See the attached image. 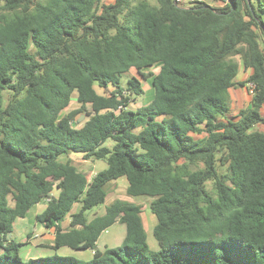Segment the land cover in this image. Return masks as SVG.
Wrapping results in <instances>:
<instances>
[{
	"label": "trees",
	"instance_id": "trees-1",
	"mask_svg": "<svg viewBox=\"0 0 264 264\" xmlns=\"http://www.w3.org/2000/svg\"><path fill=\"white\" fill-rule=\"evenodd\" d=\"M212 2L0 0V264H264V0ZM148 79L152 99L130 109ZM249 84L250 107L230 116ZM70 155L106 167L88 180ZM119 179L151 199L157 249L137 204L88 219ZM41 203L48 248L90 260L21 255L12 224ZM116 223L121 244L98 250Z\"/></svg>",
	"mask_w": 264,
	"mask_h": 264
},
{
	"label": "rangeland",
	"instance_id": "rangeland-1",
	"mask_svg": "<svg viewBox=\"0 0 264 264\" xmlns=\"http://www.w3.org/2000/svg\"><path fill=\"white\" fill-rule=\"evenodd\" d=\"M135 1V0H133ZM148 3L154 5L156 4V0H146ZM188 2V1H204L209 5L212 6H222L221 2H212V0H183L182 2ZM182 5V4H181ZM236 61H238V59H236ZM239 62V61H238ZM158 67V66H157ZM154 67L152 68L153 73H156L158 71V68ZM249 71H246L243 69V67L239 64V71H238V75L235 79L236 82L239 81H244L245 78L248 76ZM131 75H136V72L134 70H132L130 72V74H126L124 75V77L121 78V83L123 85L126 84V79L131 76ZM143 90H144V94L140 97H137L136 100L132 103H130L129 108L130 109H135L136 107L142 106L144 104H146L147 102H149V100L152 99L153 97V88L151 85V79H148L146 81H143ZM97 90L100 93H103L102 90L98 89ZM251 105V95L250 92L248 91V89L245 88H239L237 87L234 90H231V111H230V116H235L241 109H246L249 108ZM79 105L76 103L75 100V95L73 96V100L70 103L69 107H67L65 109V113L67 112H71L73 110L78 109ZM264 115V111L262 112ZM85 120V117L82 114H78L75 117V123L77 122V124H81L83 121ZM264 131V127L261 128ZM111 142H108L107 145H111ZM72 158V163L73 165L81 172L85 173L87 175L88 180H90L95 173L101 169V165L98 164V162H94V161H85L83 160V158L78 155V156H71ZM99 163H101L103 165V168L106 167V164L102 161H99ZM126 186L127 183L125 181V179H119L115 182H112L108 187H107V196H106V200H105V204L102 206H98L96 208H94L93 210H91L90 212H88L87 216L88 219H92L96 216H101L104 214L105 212V206L110 205L112 202L116 201V200H121V201H125V202H129V203H134L137 204L141 207V209L143 210V218H144V222H145V227L147 229V243L149 245L150 248H153V250H155L156 248H158L157 242L156 240L153 238L152 235V231H153V227L154 225L157 223V220L155 218V216L153 214H151V212L149 211V204L151 202V199L149 198H132L130 196L127 195L126 193ZM44 204H40L39 207H43ZM35 208H32L29 212V214L24 218V219H18L16 220V222L13 224L12 229H13V237L16 240L17 239V235L16 232L14 231L15 229H23V233L26 234L27 232H30L32 227L34 226V224L36 223L34 218H33V214L35 213ZM148 215L150 217L145 219V216ZM153 226V227H152ZM152 227V228H151ZM151 228V229H150ZM124 233H125V229L124 226L122 225H114L112 228H110L106 233H102L97 241V248L98 250H104V242L105 240H111L112 238L116 239L114 240L112 243H107L108 247H117L121 244L123 237H124ZM21 255L24 256H29L30 258H38V257H47V256H52L54 253L60 255V256H72L75 257L77 259L83 260V261H88L89 260V256H90V250L88 251H75V250H70L67 253L61 250L58 251H38V250H31V246H26L21 248L20 250ZM66 253V254H65ZM38 255V257H37Z\"/></svg>",
	"mask_w": 264,
	"mask_h": 264
},
{
	"label": "crops",
	"instance_id": "crops-1",
	"mask_svg": "<svg viewBox=\"0 0 264 264\" xmlns=\"http://www.w3.org/2000/svg\"><path fill=\"white\" fill-rule=\"evenodd\" d=\"M97 90V89H96ZM101 90V89H100ZM97 92L99 93V94H104V93H100L98 90H97ZM150 101V100H149ZM148 103V102H147ZM146 103V104H147ZM263 112V111H262ZM71 156H78V155H70L69 156V158L68 159H71L72 157ZM67 158H64L63 159V161L64 160H66ZM72 160V159H71ZM84 160V159H83ZM86 162L87 161H92V160H85ZM94 162H98V164H100L101 165V169H99L98 171H100V170H103L104 168H103V165L101 164V163H99V161H94ZM97 171V172H98ZM81 172V171H80ZM83 173V172H82ZM54 194H56V192H54ZM42 204V203H41ZM44 204V206L43 207H39V205L40 204H37V205H35V206H33L32 208H35L34 210H35V213L33 214V218H34V220H35V222H36V216L37 215H39V214H41L44 210H45V208H46V205H45V203H43ZM31 208V209H32ZM79 208H80V206H79V204H75L74 206H73V208H72V210H71V214H74V213H77L78 211H79ZM30 209V210H31ZM30 210L27 212V214H26V216L29 214V212H30ZM149 211H150V209H149ZM151 212V211H150ZM152 214V213H151ZM25 216V217H26ZM24 217V218H25ZM24 218H19V219H24ZM141 218H142V222H143V226H144V229H145V232H146V234H147V229H146V227H145V222H144V218H143V210L141 209ZM147 218H149L150 219V217L148 216V215H146L145 216V219H147ZM156 218V217H155ZM16 220H18V219H16ZM16 220L13 222V224L16 222ZM13 224H12V226H13ZM69 224H70V215L65 219V221L61 224V227L63 228V229H66V228H69ZM118 223H116V224H114V225H117ZM113 225V226H114ZM118 225H121V224H118ZM156 225V224H155ZM154 225V226H155ZM112 226V227H113ZM122 226H124V225H122ZM111 227V228H112ZM153 227V226H152ZM151 227V228H152ZM150 228V229H151ZM154 228V227H153ZM110 229V228H109ZM109 229H107L106 231H104V233H106ZM124 229H125V227H124ZM15 232H16V235H17V239L18 240H16L17 242H21V243H27V245L26 246H31V250L33 251V250H38L39 252L40 251H47V252H50V251H52V250H50L48 247H50V246H52L53 244H54V228H50V229H47V228H44L41 224H39V223H35L34 224V226L32 227V229H31V231L30 232H27L26 234H24L23 233V229H15L14 230ZM12 234H13V229H12ZM125 234V233H124ZM29 236V237H28ZM14 238V237H13ZM114 240H116V239H114V238H112L110 241L108 240H105V242H104V249L105 248H108V244L107 243H112ZM26 246H23V247H26ZM22 247V248H23ZM110 248V247H109ZM112 248V247H111ZM157 249V248H156ZM59 250H61V251H64V252H68V251H70L71 249H69V248H66V247H63V248H60ZM58 251V250H57ZM73 251V250H72ZM88 251V250H87ZM65 253V254H66ZM23 257H25V258H30L29 256H24V255H22ZM37 257H38V255H37ZM91 257H92V251H90V256H89V260L91 259Z\"/></svg>",
	"mask_w": 264,
	"mask_h": 264
},
{
	"label": "built area",
	"instance_id": "built-area-1",
	"mask_svg": "<svg viewBox=\"0 0 264 264\" xmlns=\"http://www.w3.org/2000/svg\"><path fill=\"white\" fill-rule=\"evenodd\" d=\"M178 2H182L183 0H177ZM247 89H248V91L250 92V95H252V93H253V87H252V85H248V87H247Z\"/></svg>",
	"mask_w": 264,
	"mask_h": 264
},
{
	"label": "water",
	"instance_id": "water-1",
	"mask_svg": "<svg viewBox=\"0 0 264 264\" xmlns=\"http://www.w3.org/2000/svg\"><path fill=\"white\" fill-rule=\"evenodd\" d=\"M11 234H8V238H10Z\"/></svg>",
	"mask_w": 264,
	"mask_h": 264
}]
</instances>
